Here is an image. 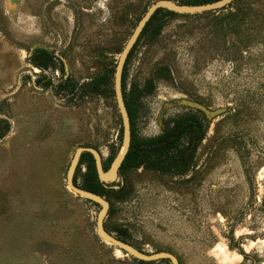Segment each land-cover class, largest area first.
Listing matches in <instances>:
<instances>
[{"label":"rangeland","instance_id":"1","mask_svg":"<svg viewBox=\"0 0 264 264\" xmlns=\"http://www.w3.org/2000/svg\"><path fill=\"white\" fill-rule=\"evenodd\" d=\"M153 1L0 0V264H170L103 241L99 206L65 186L74 148L94 147L104 170L120 149L114 67ZM34 47L53 54L52 68L28 62ZM164 68L168 77H156ZM65 76L71 85L58 86ZM94 77L95 92L77 88ZM121 92L131 101V150L181 113L205 132L183 171L167 156L154 161L153 149L142 153L153 163L121 161L117 187H97L108 201L104 229L178 264H264V0L154 11L125 58ZM184 100L224 110L208 118ZM94 172L82 152L72 180L82 187Z\"/></svg>","mask_w":264,"mask_h":264},{"label":"water","instance_id":"2","mask_svg":"<svg viewBox=\"0 0 264 264\" xmlns=\"http://www.w3.org/2000/svg\"><path fill=\"white\" fill-rule=\"evenodd\" d=\"M231 1L233 0H212L203 3L188 4V3H179L173 0H155L151 4H149V6L144 11V13L137 20L130 35L126 39L123 47L121 48L114 67L113 93L121 121V146L119 151L113 156L112 160L110 161L108 167L105 170L102 168L100 153L98 152V150H96L94 147L91 146H87V145L77 146L76 148H74L71 158L69 160L65 172V186L76 196L88 200L90 202H93L99 206V209L95 216V230L98 236L103 241L115 246L119 250L123 251L124 253L130 255L131 257L137 260L152 261L158 259H167L169 260L170 264H178L177 258L168 251H156L152 253H146L141 250H138L130 243L125 242L115 237L108 231H106L103 227V218L108 208V201L100 194L92 192L90 190H87L85 188H82L74 184L72 180L74 168L77 164L80 154L82 152H88L93 159L97 180L105 187H112V188L117 187L112 183H114V181L117 178L118 167L128 149L129 141H130L129 118L121 92V71L125 58L131 46L134 44L135 40L137 39L138 35L142 31L143 27L145 26L146 22L149 20L153 12L158 8H163L180 14L201 13L204 11H213L223 8L226 5H228ZM183 104L195 109H199L208 118L213 117L224 110L223 107L209 109L204 105H202L201 103L191 100H184Z\"/></svg>","mask_w":264,"mask_h":264},{"label":"trees","instance_id":"3","mask_svg":"<svg viewBox=\"0 0 264 264\" xmlns=\"http://www.w3.org/2000/svg\"><path fill=\"white\" fill-rule=\"evenodd\" d=\"M212 0H184L181 3L195 4L203 3ZM180 3V2H179ZM155 11H162L166 15L172 14V11L158 8ZM146 25V24H145ZM144 28V27H143ZM53 54L43 47H34L31 49L27 59L28 62L35 68L40 70H45L53 67ZM61 70V67L59 68ZM156 77L166 78L169 75V71L164 68L163 71L156 72ZM99 77L91 78L90 81H83L77 85V88L83 89V93L95 92L97 90L96 85ZM153 78H148L144 81V88L147 92H150L153 88ZM49 83V82H48ZM71 80L65 76L64 78H59L58 86L65 87L66 85H71ZM73 89V86L70 88ZM82 95V94H81ZM124 105L129 118V107L131 101L127 99L128 97L123 96ZM205 132V125L203 122L190 113H181L169 126L162 128L160 134L153 139L145 142L141 148L136 150H131L130 144L128 149L122 159L127 167H136L142 161L148 160L150 163L154 161H161L167 156L165 163H169V167L178 168L179 171H183L190 165L195 149L203 138ZM150 149L155 150L158 153L156 156L153 153V157L156 156L155 160L150 159V155L144 156L142 153ZM170 151V155L168 154ZM157 167V166H156ZM96 172H94L93 178L87 179L83 182L82 188L90 190L92 192H97L98 185L103 186L98 180H96ZM111 185V184H108Z\"/></svg>","mask_w":264,"mask_h":264}]
</instances>
